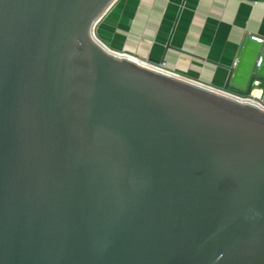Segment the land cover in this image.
<instances>
[{"label": "water", "instance_id": "obj_1", "mask_svg": "<svg viewBox=\"0 0 264 264\" xmlns=\"http://www.w3.org/2000/svg\"><path fill=\"white\" fill-rule=\"evenodd\" d=\"M115 1L0 0V264H264L260 42L212 87L103 42Z\"/></svg>", "mask_w": 264, "mask_h": 264}, {"label": "crops", "instance_id": "obj_2", "mask_svg": "<svg viewBox=\"0 0 264 264\" xmlns=\"http://www.w3.org/2000/svg\"><path fill=\"white\" fill-rule=\"evenodd\" d=\"M182 1L116 0L96 34L115 50L155 66L163 57L166 69L222 87L245 39L264 37V0ZM168 40L172 48L165 51ZM261 91L264 85L254 94Z\"/></svg>", "mask_w": 264, "mask_h": 264}, {"label": "built area", "instance_id": "obj_3", "mask_svg": "<svg viewBox=\"0 0 264 264\" xmlns=\"http://www.w3.org/2000/svg\"><path fill=\"white\" fill-rule=\"evenodd\" d=\"M95 36V35H94ZM254 36L255 39H257L260 42V48H259V52L257 54V58L255 61V66H254V70L256 68V66L259 63V59L261 57L262 54H264V37H258L255 35H251ZM119 51V50H118ZM122 52V51H121ZM124 54V53H123ZM134 56V55H133ZM135 57V56H134ZM136 59V57H135ZM143 60V59H142ZM146 61V60H143ZM236 63V61L234 62V64ZM163 64V68L165 69V65L164 63H159V65ZM257 85V84H256ZM258 86V85H257ZM255 86L253 90H255V88L257 87ZM227 95H229L228 93H226ZM231 97H234L235 99H238L240 101H246V102H251L253 104H255L256 106H258L259 108L264 110V92H260L258 95H253L252 92L249 94V96L247 97H239L237 95H230Z\"/></svg>", "mask_w": 264, "mask_h": 264}, {"label": "bare ground", "instance_id": "obj_4", "mask_svg": "<svg viewBox=\"0 0 264 264\" xmlns=\"http://www.w3.org/2000/svg\"><path fill=\"white\" fill-rule=\"evenodd\" d=\"M121 55H124L123 52L121 53ZM129 55H130V54H129ZM130 58L133 59V60L138 61L139 63H140V62L142 63V60H141L140 58H138V57H136V59H135L134 56H132V57L130 56ZM141 63H140V64H141ZM143 64H144V63H143ZM146 64H149V63H146ZM150 65L153 66V67H155V68H158V69L161 70V71L164 70V68H163V67H164L163 64H161V65H159V66H155V65H152V64H150ZM254 92H255V90H253V92H252L253 95H255Z\"/></svg>", "mask_w": 264, "mask_h": 264}, {"label": "rangeland", "instance_id": "obj_5", "mask_svg": "<svg viewBox=\"0 0 264 264\" xmlns=\"http://www.w3.org/2000/svg\"><path fill=\"white\" fill-rule=\"evenodd\" d=\"M135 56V55H134ZM136 57V56H135ZM260 87H262L263 88V84H261V85H259Z\"/></svg>", "mask_w": 264, "mask_h": 264}]
</instances>
